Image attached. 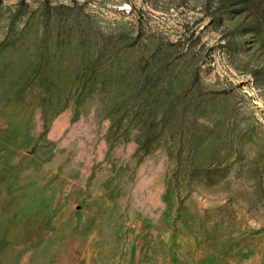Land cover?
<instances>
[{
	"label": "rangeland",
	"instance_id": "1",
	"mask_svg": "<svg viewBox=\"0 0 264 264\" xmlns=\"http://www.w3.org/2000/svg\"><path fill=\"white\" fill-rule=\"evenodd\" d=\"M233 0H0V264H264V15Z\"/></svg>",
	"mask_w": 264,
	"mask_h": 264
},
{
	"label": "trees",
	"instance_id": "2",
	"mask_svg": "<svg viewBox=\"0 0 264 264\" xmlns=\"http://www.w3.org/2000/svg\"><path fill=\"white\" fill-rule=\"evenodd\" d=\"M232 2L239 6L241 10L264 15V0H233Z\"/></svg>",
	"mask_w": 264,
	"mask_h": 264
}]
</instances>
